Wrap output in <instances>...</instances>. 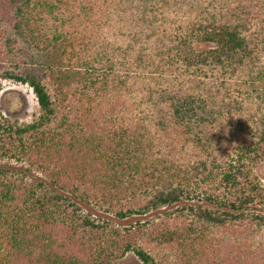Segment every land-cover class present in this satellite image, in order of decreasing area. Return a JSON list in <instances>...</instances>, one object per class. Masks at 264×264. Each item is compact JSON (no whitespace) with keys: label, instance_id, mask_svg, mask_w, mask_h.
Returning a JSON list of instances; mask_svg holds the SVG:
<instances>
[{"label":"trees","instance_id":"16d2710c","mask_svg":"<svg viewBox=\"0 0 264 264\" xmlns=\"http://www.w3.org/2000/svg\"><path fill=\"white\" fill-rule=\"evenodd\" d=\"M17 15L26 45L59 44L64 74L0 69L40 110L0 120V159L27 164L0 166V264H264V0H24Z\"/></svg>","mask_w":264,"mask_h":264},{"label":"rangeland","instance_id":"374dc122","mask_svg":"<svg viewBox=\"0 0 264 264\" xmlns=\"http://www.w3.org/2000/svg\"><path fill=\"white\" fill-rule=\"evenodd\" d=\"M24 0H0V69H37L51 67L53 77H57L55 81H62V73L64 69L59 66L57 59L60 47L59 44L54 48L46 51H38L28 45L15 34L14 24L18 20L17 8ZM192 46L196 51L207 48L202 42L193 40ZM11 47V49H10ZM253 88L262 93V103L264 105V63L261 68L253 75L250 80ZM40 110L36 102V98L32 90L26 85H21L9 80L0 81V120H6L17 126H24L37 120ZM234 156L230 159L234 161ZM8 165L11 168L20 169L27 167L23 161L14 159H0V166ZM252 175L258 178L262 187H264V162L252 169ZM15 179H19L21 175L14 174ZM24 181L28 184L32 182H45L44 177L36 171L27 173ZM47 184V183H46ZM185 203L194 204L196 201H187ZM168 211L163 208L159 212L150 213V218H162L163 212ZM107 220L114 221L111 215H103ZM117 226L118 222H116ZM124 224V222L122 223ZM126 225V223H125ZM115 264H142V262L133 254L127 253L119 259Z\"/></svg>","mask_w":264,"mask_h":264}]
</instances>
